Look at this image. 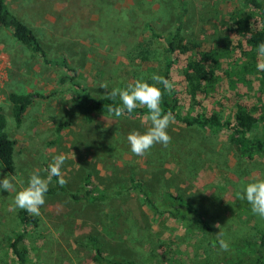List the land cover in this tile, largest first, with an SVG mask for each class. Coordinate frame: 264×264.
Returning a JSON list of instances; mask_svg holds the SVG:
<instances>
[{"label":"rangeland","instance_id":"374dc122","mask_svg":"<svg viewBox=\"0 0 264 264\" xmlns=\"http://www.w3.org/2000/svg\"><path fill=\"white\" fill-rule=\"evenodd\" d=\"M264 4V0H259ZM8 8L32 29L50 58L67 52L79 71L77 81L96 97L120 88L132 75L128 60L138 42L153 50L152 72L164 63L160 38L181 21V34L199 47L196 52L220 55V81L216 90L199 104L184 96L180 58L173 74L174 88L182 94L183 113L192 116L217 112L222 118L237 104L258 106L264 100L260 71L244 70L241 53L251 51L230 29L235 17L244 16L257 30L261 15L246 0H6ZM257 54V53H256ZM258 56V55H257ZM259 58L257 59L258 63ZM157 74V73H155ZM66 73L46 65L0 27V111L5 133L14 141L15 175L0 168V179H12L16 190L27 186L33 172L47 176L53 157L65 154L61 173L64 186L73 194L84 190L83 179L92 175V202H74L67 196L45 195L37 216L39 227L24 241L27 264H94L88 238L97 239L109 258H128L135 264H196L206 256L215 261L204 239L188 235L171 221L158 222L131 188L141 181L151 201L162 205L164 193L181 195L214 226L223 239H255L264 234V219L251 206L236 198L249 182L264 179V161L241 159L222 132L211 133L177 122L168 128L170 144H159L143 157L134 155L127 141L132 131L144 132L142 118L97 115L91 123L75 115L70 127L55 130L66 120L67 108L77 91L59 84ZM136 79L137 77L133 75ZM102 83L107 89L100 88ZM28 93L45 96L37 100L17 126L8 95ZM261 134L256 129L253 135ZM260 136V135H259ZM74 154V158H73ZM14 178V179H13ZM53 188V181L49 184ZM15 192L0 189V264H13L9 238L19 232L12 210ZM162 209V206H158ZM219 225L220 227H216Z\"/></svg>","mask_w":264,"mask_h":264},{"label":"trees","instance_id":"16d2710c","mask_svg":"<svg viewBox=\"0 0 264 264\" xmlns=\"http://www.w3.org/2000/svg\"><path fill=\"white\" fill-rule=\"evenodd\" d=\"M247 4L253 10L258 12L262 18L261 27L257 30L252 28L250 20L244 16L235 17L231 23V32L237 36L242 43L250 48L251 51L241 53L246 62L243 64L244 70L257 69V45L264 42V4L259 0H246ZM0 27L10 31L13 39L20 43L35 55H38L46 65L55 66L62 69L66 75L61 76L59 84H70L76 89L77 95L70 99L67 108L66 120L56 128L57 133L70 127L71 117L77 115L84 122L91 123L95 116L105 115L113 116L108 109L110 106H121L119 97L115 100L105 97H96L88 92L77 81L79 71L73 67L69 61L67 52L63 51L56 58H50L42 43L38 40L34 32L23 21H21L7 6L6 0H0ZM152 38L162 39L164 42L163 58L164 63L158 72H152V54L153 50L147 43L138 42L133 50V56L128 60L129 70L132 75L121 86L126 88L129 83L136 80H143L149 84H155L161 88L163 85L156 84L151 79L152 75L163 76L173 83L172 74L178 65L180 58H185L184 68L181 72L185 81L184 96L190 104H199L200 100L207 99L211 93L216 90L220 81L219 71L221 69L220 55L214 52H196L198 45L192 41L186 40L181 34V21L177 19L175 27L168 31L161 38L151 34ZM135 75L137 78L135 79ZM219 75V76H218ZM261 83L264 86V71H260ZM45 96L39 94L17 95L10 93L8 101L11 104L12 118L19 126L26 112L39 99ZM182 94L174 87L169 93L164 91L161 101L163 112H171L175 117V122L187 127H196L199 130L211 133L222 132L228 143L241 159L253 160L261 159L264 161V100L258 106H249L247 104H237L233 113L222 118L217 112L210 115L205 113L192 116L183 113ZM148 114V110L142 106H137L132 113H125L126 118H142ZM6 120L0 111V168L7 176L15 175L14 165V141L10 140L5 133ZM256 129L261 130V134L253 135ZM53 188H49L46 195L61 194L67 196L74 202L95 201L98 197L94 194V183L92 175L87 174L84 179V190L81 194H73L65 187H60L57 178L53 177ZM131 188L135 189L144 199V205L158 220V222L171 221L181 225L188 235H196L204 239L207 248L215 255V261L207 256L196 264H264V234H256V238L244 240L229 241V251H222L219 247L216 231L213 224L206 219L191 203L181 195L164 193L162 195V205H158L150 200L147 188L141 181L131 180ZM158 206H162L159 209ZM19 232H16L12 238H9L8 249L11 252L13 264H27L28 251L25 248L24 241L28 237L30 230L39 227L37 216L29 215L26 211L20 210L17 216ZM88 246L91 249V261L94 264H135L128 258L113 257L105 255L97 239L88 238Z\"/></svg>","mask_w":264,"mask_h":264},{"label":"clouds","instance_id":"9594fccd","mask_svg":"<svg viewBox=\"0 0 264 264\" xmlns=\"http://www.w3.org/2000/svg\"><path fill=\"white\" fill-rule=\"evenodd\" d=\"M257 55L259 58L257 70L264 71V42L257 45ZM151 79L156 84H162L164 91L170 93L173 90V83L163 76L153 74ZM100 88L107 89L108 85L102 83ZM164 91L155 84L136 80L134 83H129L126 88H113L106 93L105 98L108 99L115 100L119 97L121 106H110L108 109L117 118L124 116L126 112L132 113L137 106L148 110V114L142 120L146 130L144 132L132 131L127 136L130 150L136 156H145L157 144L166 148L171 142V136L167 130L175 122V117L171 112L165 113L162 110L161 101ZM66 159L67 156L63 153L54 156L52 162L47 166L46 178H42L39 172H33L28 179L27 186L19 191L16 190L12 179L6 175L0 179V189L6 192H15L12 205H10L12 210L21 209L29 215L39 216L53 177L57 178L60 187H64L67 183L61 173V167ZM236 198L246 201L251 206V212L264 219V179L247 183L240 192H237ZM216 227L220 226L216 225ZM216 235L220 249L225 252L229 251V242L223 239L224 233L218 232Z\"/></svg>","mask_w":264,"mask_h":264}]
</instances>
